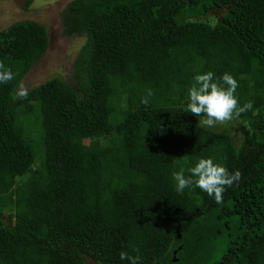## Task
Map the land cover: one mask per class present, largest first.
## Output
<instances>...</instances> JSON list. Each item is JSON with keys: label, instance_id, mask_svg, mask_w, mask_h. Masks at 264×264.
<instances>
[{"label": "trees", "instance_id": "trees-1", "mask_svg": "<svg viewBox=\"0 0 264 264\" xmlns=\"http://www.w3.org/2000/svg\"><path fill=\"white\" fill-rule=\"evenodd\" d=\"M65 17L68 36H86L72 83L52 78L26 99L13 96L48 30L0 31L15 77L0 83V264H129L121 251L137 264H264V0H74ZM209 71L253 102L240 146L186 112ZM200 158L241 172L221 203L175 189L172 173Z\"/></svg>", "mask_w": 264, "mask_h": 264}, {"label": "clouds", "instance_id": "clouds-1", "mask_svg": "<svg viewBox=\"0 0 264 264\" xmlns=\"http://www.w3.org/2000/svg\"><path fill=\"white\" fill-rule=\"evenodd\" d=\"M14 74L10 68H5L0 63V83H8L13 80ZM226 86V87H225ZM238 88L237 80L225 72L218 80L214 79V73L209 71L197 74L194 83L188 89V102L186 112L199 116V124L206 127L227 125L238 119L242 113L253 109V102H246L241 106L235 96ZM153 95L152 90H147V95L141 98V103L149 104V97ZM28 89L21 83L13 96V99H26ZM189 176H185V170L172 173L175 181V189L183 193L185 188L196 187L206 192L209 197H214L217 203L223 201V193L241 179V172L236 170L230 173L228 169L215 163L211 158H200L194 166L188 169ZM121 260H128L129 264H137L138 257L130 256L128 252L121 251Z\"/></svg>", "mask_w": 264, "mask_h": 264}, {"label": "rangeland", "instance_id": "rangeland-1", "mask_svg": "<svg viewBox=\"0 0 264 264\" xmlns=\"http://www.w3.org/2000/svg\"><path fill=\"white\" fill-rule=\"evenodd\" d=\"M73 1L34 0L30 10H26L25 0H0V31L14 23L30 20L43 24L50 36V46L46 55L22 82L28 90L52 78H61L72 83L71 76L76 58L86 43V36H68L65 31V14ZM224 12L225 10L221 9L217 13H212L205 21L216 23ZM221 127L231 133L237 146L242 144L247 131L244 122L236 119Z\"/></svg>", "mask_w": 264, "mask_h": 264}]
</instances>
